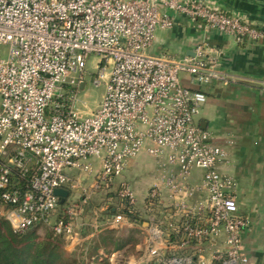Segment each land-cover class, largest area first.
<instances>
[{
    "label": "built area",
    "instance_id": "obj_1",
    "mask_svg": "<svg viewBox=\"0 0 264 264\" xmlns=\"http://www.w3.org/2000/svg\"><path fill=\"white\" fill-rule=\"evenodd\" d=\"M178 14L240 43L264 40L262 27L208 0H0V45L11 48L0 59V215L14 231L46 225L79 242L86 203L145 150L160 167H177L164 180L175 213L154 226L149 263L253 264L236 184L221 171L228 150L197 119L208 97L181 80L182 73L197 84L218 78L217 51L204 40L183 58L149 51ZM92 55V82L106 90L85 112L77 95ZM195 168L204 174L191 186ZM58 188L69 191L64 203ZM161 189L152 185L149 210L164 203ZM196 193L206 196L190 202ZM117 194L134 211L127 183ZM126 220L121 211L112 227Z\"/></svg>",
    "mask_w": 264,
    "mask_h": 264
},
{
    "label": "crops",
    "instance_id": "obj_2",
    "mask_svg": "<svg viewBox=\"0 0 264 264\" xmlns=\"http://www.w3.org/2000/svg\"><path fill=\"white\" fill-rule=\"evenodd\" d=\"M208 1L264 29V0ZM175 18L172 28L157 30L149 51L153 54L170 52L177 58H183L194 55L196 43L203 40L217 51L218 78L197 84L189 75L182 73L181 80L190 88L201 89L208 97L197 119L212 134L215 142L228 150L229 159L222 165L221 171L237 182L240 212L248 218V225L243 231L244 244L253 264H264V40L240 43L229 34L207 28L201 20L194 21L181 14ZM82 110L88 112L92 108L83 102ZM92 164L94 168H100L99 160H92ZM172 172H177V167H160L156 158L144 150L130 160L124 172L116 178L117 184L124 181L136 195L135 211L140 219H144L143 222L126 220L121 227H112V220L123 203L116 198L108 200L106 194L102 198L108 201L102 205L100 214L109 222L100 221L97 227L100 233L97 235L107 236V231L113 230L116 235L130 233V240L138 237L117 251L120 254L130 247L141 251L139 258L130 256V264H150L147 256L153 244L154 226L169 220L175 213L170 190L164 186L166 176ZM203 174L202 169H193L188 184L201 183ZM73 175H77V172ZM84 179L85 185L91 183V177ZM154 184L162 187L160 199L164 203L156 202L149 210L145 199ZM96 193L98 196L99 191ZM205 196V193H196L190 202ZM90 213L87 216L84 214L79 224L87 222ZM89 226L91 223L84 226L82 231L86 233ZM87 235L90 236V233Z\"/></svg>",
    "mask_w": 264,
    "mask_h": 264
},
{
    "label": "rangeland",
    "instance_id": "obj_3",
    "mask_svg": "<svg viewBox=\"0 0 264 264\" xmlns=\"http://www.w3.org/2000/svg\"><path fill=\"white\" fill-rule=\"evenodd\" d=\"M10 50L11 48L9 47V45H0V59L8 58L10 55ZM96 59L97 58L94 55H92L91 58L89 59L87 72H86L85 87L77 95V98L81 100L82 103L85 102L87 104V107L92 108V110L98 107V103L101 102V99L104 97L106 90L104 84L97 86L92 82V74L97 73V70L94 68V61ZM82 103L79 104L80 108L83 107ZM228 159H229V154L227 161ZM230 177L234 180L232 176ZM234 183L236 184V190L238 194V186L235 180ZM191 186H196V185H191ZM95 195L96 197H98L97 193L96 194L94 193L93 196ZM93 196L86 203V211H85L86 216L91 212V215H89V217L87 218L88 221L86 222L87 223L86 225H90L91 223V226L86 228V233H90V236L87 235L88 237H85L83 239L81 238L79 242L78 241L70 242L66 240L67 239L66 237L56 235L53 229L51 228V226H46V225L37 226L31 229L27 233L33 232L34 234L33 242L38 243V242H47L48 240L53 241L55 244L59 246V250L65 253V256L76 260V261L74 260L76 262L75 264H82L84 262L85 264H99V262L104 258H108L110 264H130L129 261L132 256L139 258L142 254V252L137 250L136 247H130L128 250L122 251L120 254H118V252H114L111 254L110 252H107L108 250L106 251V249L111 250L115 247L114 242L111 241L112 238L107 239L106 243L97 242L100 238V235L98 236L97 234H99L100 232H98V228L96 225V218L99 216L100 211L102 210V205L99 204V202H101V199L99 197L96 198ZM238 204L240 206L239 199H238ZM107 220L108 219H106V217L100 214L99 221L105 222ZM246 220H247V224L245 227H247L248 225V218ZM108 222L109 220L107 221V223ZM112 234L114 236V233ZM117 235L119 236L120 240L127 241V243L128 242L133 243L132 241H135L138 238L136 237L134 240H130L129 239V236H131L130 233H126L125 235L118 233ZM117 235H115L114 238L117 239L118 238ZM93 242H96L97 243L96 245L98 247ZM243 243H244V239H243ZM147 257H148V261H150L149 256Z\"/></svg>",
    "mask_w": 264,
    "mask_h": 264
},
{
    "label": "trees",
    "instance_id": "obj_4",
    "mask_svg": "<svg viewBox=\"0 0 264 264\" xmlns=\"http://www.w3.org/2000/svg\"><path fill=\"white\" fill-rule=\"evenodd\" d=\"M120 183L117 184L115 181V184H113L109 189L99 191L98 197L101 199V202H99V204L101 205L106 204L108 200H113L114 198L121 200V203L124 204V201L117 194V190L120 186ZM105 194L108 195L107 196L109 197L108 200L102 199L105 196ZM145 204L148 206L147 198L145 199ZM2 205L3 203L0 202V206ZM129 210L130 208L125 207V204L124 207L121 209L120 206L118 207V213L122 211V213L127 214L128 219L131 222H135V221L143 222L144 219L142 218L140 219V216L139 214H136L135 209L132 212H130ZM29 231L30 230L21 233L14 231L9 221L5 217L0 215V264H75L76 263L75 259H71L65 256V253L60 251L59 246L55 244L53 241L48 240L47 242H38V243L33 242L34 234L33 232L27 233ZM107 232L108 235L100 236L97 242L106 243L107 239L112 238L111 241L114 242L115 247L111 250L106 249V251L108 250L107 252H110L111 254L124 249V247L127 244V241L114 238L116 234L113 232V230L111 231L109 230ZM112 233H114V236ZM85 235H87V233L82 232V236ZM93 243H95V245L97 244L96 242ZM82 264H85V262ZM99 264H110V262L108 258H104L99 262Z\"/></svg>",
    "mask_w": 264,
    "mask_h": 264
},
{
    "label": "water",
    "instance_id": "obj_5",
    "mask_svg": "<svg viewBox=\"0 0 264 264\" xmlns=\"http://www.w3.org/2000/svg\"><path fill=\"white\" fill-rule=\"evenodd\" d=\"M83 86V84H82ZM55 194L59 195L61 197V203H64L66 198L69 195V191L67 189L64 188H58L55 190Z\"/></svg>",
    "mask_w": 264,
    "mask_h": 264
}]
</instances>
